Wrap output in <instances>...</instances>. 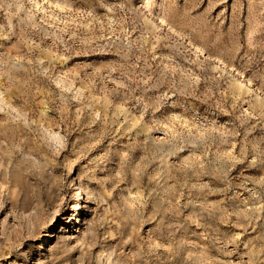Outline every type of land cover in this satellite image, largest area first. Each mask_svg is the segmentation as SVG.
Listing matches in <instances>:
<instances>
[{"label": "rangeland", "instance_id": "rangeland-1", "mask_svg": "<svg viewBox=\"0 0 264 264\" xmlns=\"http://www.w3.org/2000/svg\"><path fill=\"white\" fill-rule=\"evenodd\" d=\"M0 264H264V0H0Z\"/></svg>", "mask_w": 264, "mask_h": 264}, {"label": "bare ground", "instance_id": "bare-ground-1", "mask_svg": "<svg viewBox=\"0 0 264 264\" xmlns=\"http://www.w3.org/2000/svg\"><path fill=\"white\" fill-rule=\"evenodd\" d=\"M55 236L56 235H54V232H51L48 236H47V238H49V240H50V238L52 237V238H55ZM46 244H43V245H41V249H40V251H44V250H46V246H45ZM37 254V253H36ZM36 258H37V256H36Z\"/></svg>", "mask_w": 264, "mask_h": 264}]
</instances>
